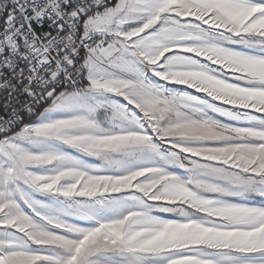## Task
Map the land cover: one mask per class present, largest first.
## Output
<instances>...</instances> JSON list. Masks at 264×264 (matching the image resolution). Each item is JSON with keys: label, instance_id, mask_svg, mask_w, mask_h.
Listing matches in <instances>:
<instances>
[{"label": "snow or ice", "instance_id": "snow-or-ice-1", "mask_svg": "<svg viewBox=\"0 0 264 264\" xmlns=\"http://www.w3.org/2000/svg\"><path fill=\"white\" fill-rule=\"evenodd\" d=\"M0 264H264V0H0Z\"/></svg>", "mask_w": 264, "mask_h": 264}]
</instances>
